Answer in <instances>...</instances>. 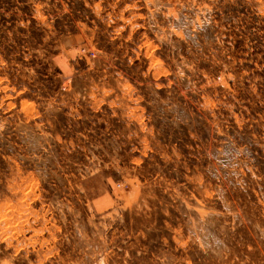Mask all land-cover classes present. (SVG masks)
<instances>
[{
  "label": "rangeland",
  "instance_id": "1",
  "mask_svg": "<svg viewBox=\"0 0 264 264\" xmlns=\"http://www.w3.org/2000/svg\"><path fill=\"white\" fill-rule=\"evenodd\" d=\"M0 264H264V0H0Z\"/></svg>",
  "mask_w": 264,
  "mask_h": 264
}]
</instances>
